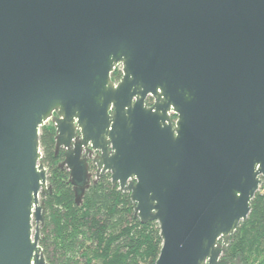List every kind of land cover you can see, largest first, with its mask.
Returning a JSON list of instances; mask_svg holds the SVG:
<instances>
[{"label": "water", "instance_id": "1", "mask_svg": "<svg viewBox=\"0 0 264 264\" xmlns=\"http://www.w3.org/2000/svg\"><path fill=\"white\" fill-rule=\"evenodd\" d=\"M49 123L78 205L98 153L156 264H229L264 184V0H0V264H50Z\"/></svg>", "mask_w": 264, "mask_h": 264}, {"label": "trees", "instance_id": "2", "mask_svg": "<svg viewBox=\"0 0 264 264\" xmlns=\"http://www.w3.org/2000/svg\"><path fill=\"white\" fill-rule=\"evenodd\" d=\"M120 69L112 74L118 82ZM153 102L149 99L148 104ZM176 120V116L173 117ZM42 162L48 170L45 225L40 246L50 264H156L163 246L157 222L135 217L131 194L114 187L110 175L90 183L82 203H76L70 173L56 151V129H41ZM223 259L229 264H264V184L252 203L248 220L231 238Z\"/></svg>", "mask_w": 264, "mask_h": 264}, {"label": "flooded vegetation", "instance_id": "3", "mask_svg": "<svg viewBox=\"0 0 264 264\" xmlns=\"http://www.w3.org/2000/svg\"><path fill=\"white\" fill-rule=\"evenodd\" d=\"M118 69H120L121 70V67L120 68H118ZM122 72V71H121ZM122 78V77H121ZM120 81V80H119ZM118 81V82H119ZM149 99H152V98H149ZM149 99L147 100V103H148V101H149ZM153 100V99H152ZM153 104V102L151 103V104H148L149 106H151ZM174 116H172V118H173ZM63 150V149H62ZM64 151V153H65V150H63ZM99 156V154L98 153H93L92 155H89V157H88V163H89V171H90V173L92 174V180L93 179H95L97 176H98V174H97V167H96V165L94 164V160L97 158ZM91 180V181H92Z\"/></svg>", "mask_w": 264, "mask_h": 264}]
</instances>
